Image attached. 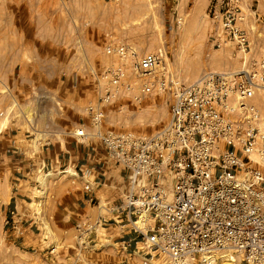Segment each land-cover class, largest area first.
Wrapping results in <instances>:
<instances>
[{
  "label": "built area",
  "instance_id": "obj_1",
  "mask_svg": "<svg viewBox=\"0 0 264 264\" xmlns=\"http://www.w3.org/2000/svg\"><path fill=\"white\" fill-rule=\"evenodd\" d=\"M243 2L212 1L214 47L250 51L248 33L239 25ZM107 49L120 61L103 68L96 101L85 107L95 131L82 125L72 134L82 141L99 138L108 158L127 172L128 191L112 207L116 217L126 218L145 247L172 264L209 263L225 254L243 264H264V115L252 102L264 87V56L238 71L207 70L176 84L165 46L141 53L121 42ZM127 74L141 81L135 100L155 90L170 92L168 119L152 133L101 129L107 107L130 90ZM78 228L81 245L85 230Z\"/></svg>",
  "mask_w": 264,
  "mask_h": 264
},
{
  "label": "rangeland",
  "instance_id": "obj_2",
  "mask_svg": "<svg viewBox=\"0 0 264 264\" xmlns=\"http://www.w3.org/2000/svg\"><path fill=\"white\" fill-rule=\"evenodd\" d=\"M30 1L0 0V101L3 104V96L7 95L10 99L9 114L19 119L27 118L33 124L37 122L33 127L45 133L36 134L38 142L53 138L75 139L72 133L85 127L80 125L84 121L88 124L87 132L94 133L85 107L96 101L98 75L103 68L120 61L115 53L108 51V44L117 46L121 42H129L142 50L141 53L165 46L176 84L188 83L207 70L238 71L244 64L260 61L264 56L257 54L254 45L249 52L240 51L231 44L214 47L209 40L210 6L206 11L194 14L196 0H135L146 4V9L134 20L125 19L126 11L121 6L126 1L131 10L134 0H113L116 5L112 8L105 3L100 9L104 19L101 25L105 29L110 25L106 20L111 14L118 35L113 38L102 35L97 39L85 37V28L81 29L80 18L86 16V11H81L79 0L75 4L70 0H39L34 5ZM259 2L264 0H253L250 4L244 0V20L239 25L247 32H254L257 39H263L264 14ZM259 15L260 20H257ZM17 25L23 28L19 39ZM17 46L19 49L23 47L22 53L15 52ZM229 62L230 68H224ZM36 70L41 84L45 80L50 83L49 95L37 102L22 104L11 90H15L17 78L19 80L26 73L35 75ZM126 81L131 83L130 90L123 92L107 107L101 129L135 134L158 130L168 119L170 92L155 90L138 101L134 96L140 94L141 81L131 74H127ZM252 102L264 115V90L257 91ZM56 113L59 120H54ZM52 119L60 126L57 135L46 132L50 128L46 121ZM65 171L58 175L61 180H52L49 172L43 181V176L48 173L40 170L37 178L41 191L35 187L36 182L26 184V189L32 191L31 196L38 195V198L28 200L21 208L18 228L5 224L0 208V264H66L74 260H78V264H172L159 252L149 251L143 243H140L136 256L131 258L134 247L127 246V238L113 223V218L106 220L111 218L110 214L104 212L106 219L96 224L99 209L94 205L89 209L88 220H75L73 229L61 228L64 215L60 211L67 206L63 195L67 193L65 183L69 177H65L76 173L69 168ZM122 174L127 176V172ZM2 189L3 161L0 166L1 192ZM67 210L66 207L64 211ZM78 225L85 230L81 245L78 243ZM234 257L231 264H243L240 257ZM221 258L222 255H217L214 260L203 264H224ZM185 264L202 263L196 259Z\"/></svg>",
  "mask_w": 264,
  "mask_h": 264
},
{
  "label": "crops",
  "instance_id": "obj_3",
  "mask_svg": "<svg viewBox=\"0 0 264 264\" xmlns=\"http://www.w3.org/2000/svg\"><path fill=\"white\" fill-rule=\"evenodd\" d=\"M70 1L73 4L76 3V0ZM188 1L182 0V2ZM212 1L196 0L193 13L196 14L201 10L206 11ZM246 1L247 4H250L253 0ZM38 2L39 0H31L30 4L34 5L38 4ZM105 3L110 8L116 5L113 0H79L81 11H86V16H81L80 18L81 29L85 28V37L93 39L100 38L102 35L106 38L117 37L118 34L116 35V27L112 22L111 14L109 19L106 20L110 21V25L106 29L101 25L104 19L100 9ZM121 6L126 11L124 17L127 20H134L143 14L146 9V4H141L135 0L131 10L126 1ZM259 6L262 14H264V2H259ZM260 17L259 15L256 19L260 20ZM20 29L21 33H23L22 26L17 25L18 39ZM247 33L250 46L254 45L257 54H264V38L257 39L254 32ZM119 36L122 35L120 34ZM202 36L206 38V34L204 35L203 33ZM19 48L20 46H17L15 52L22 53L23 47L22 49ZM230 66L231 62L223 67L230 68ZM22 75L19 80L18 78L16 80L15 90H11L12 94L22 104L30 101L37 102L49 95L47 91L51 89L50 83L45 80L41 84L37 70L35 75L27 73ZM40 86L43 90H41ZM36 90L37 92L39 91V95ZM9 103V97L4 95L3 104L0 101V166L3 161V189L2 192L0 191V208L3 210L5 221H9L8 225L12 228H18L22 218L21 215L19 217L21 208L25 206V203H28V200L38 198V195L32 197V191H28L25 186L28 183L36 182L35 187L41 191L39 188L42 189V186L38 180L39 177L37 178L40 170L47 171V173L51 172L52 180H57V178L61 180L62 178L58 177V175L61 174V171L69 168L76 173L74 175L67 174L66 177L64 175L65 178L69 177V180L65 183L67 193L65 192L63 195L66 202L65 206L67 205L68 210L64 211L66 207H63L64 210L61 209L60 211L64 215V222H62L61 228L73 229L75 228L74 222L81 219L88 220V217H90L89 212H91L89 209L94 205V207L99 209L98 221L102 222L100 218L106 219L105 217L107 216L104 215V212H106L111 215V218L106 220L114 219L113 223L122 229L123 237L127 238L125 243L129 247H134L130 253L131 258H134L140 243H143L141 237L130 229L131 226L127 223L126 218L118 219L116 211L112 210V207L121 201L128 191V178L122 174L126 171L108 158L106 148L99 138L82 141L73 136L75 139L53 138L46 142H38L36 134L44 135L45 133L33 127L37 122L33 124L27 118L19 119L16 115L9 114ZM59 117V114L56 113L54 120L56 118L59 120ZM56 122L53 119L52 121H46L47 126L52 129L48 128L47 134L57 135L58 132L56 131L60 126ZM80 125L87 126L88 124L84 121ZM87 172L89 173L86 174ZM58 181H55V183ZM12 212H14V215H12Z\"/></svg>",
  "mask_w": 264,
  "mask_h": 264
},
{
  "label": "bare ground",
  "instance_id": "obj_4",
  "mask_svg": "<svg viewBox=\"0 0 264 264\" xmlns=\"http://www.w3.org/2000/svg\"><path fill=\"white\" fill-rule=\"evenodd\" d=\"M261 90H264V87L261 89ZM62 172H66V171H61V173ZM51 174V173H50ZM47 175H49V173L48 174H45L44 176H43V181H45L46 180V176ZM42 181V182H43ZM44 183V182H43ZM210 261L211 260H214V258H210L209 259ZM235 260V257L234 256H231V255H228V254H225V255H223L222 256V258H221V261L224 263V264H231L233 261ZM185 264V263H184Z\"/></svg>",
  "mask_w": 264,
  "mask_h": 264
}]
</instances>
